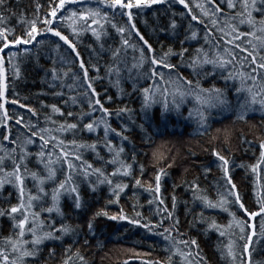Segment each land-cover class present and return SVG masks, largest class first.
I'll list each match as a JSON object with an SVG mask.
<instances>
[{"label":"trees","instance_id":"obj_1","mask_svg":"<svg viewBox=\"0 0 264 264\" xmlns=\"http://www.w3.org/2000/svg\"><path fill=\"white\" fill-rule=\"evenodd\" d=\"M50 0H5V6L0 8V15L5 17L0 26L13 30L16 35H21L25 24L22 20L30 21L37 13L36 5H42L39 13L43 18L49 10ZM193 8L194 14L201 17L204 23L192 21L188 15V10L183 5L173 3L169 5H153L150 9L140 10L134 13L136 26L144 38L152 45L157 57L161 56L169 48L174 52L187 49V54L181 62V57L174 56L169 62L178 65L171 74L166 69L165 82L175 81L177 75L191 80L193 85L199 82L203 88L215 86L225 91L229 106L225 108H212L205 112L207 116L206 130L200 127L198 111L199 108L194 96H186L180 104L179 110L171 108L165 112L163 109V97L157 96V103L151 108H142V97L140 91L152 85L150 78H145V74L150 72L149 64L143 70L133 68L132 65L139 59V52H133L131 48L127 50L126 57L121 56L123 63L119 84H116L117 77L109 76L107 69L113 65L112 51L119 46L120 36L110 26L108 35L104 37L103 47L101 42H97L91 32L83 33L79 39L71 36L70 30L65 29L64 34L69 35L70 39L77 44V51L85 61L89 69V76L95 78L94 87L101 96V102L112 115L104 117L97 110L92 113L88 107V97L84 95L83 81H76L73 76L63 78V72L68 71L82 77L83 73L79 69V60H74V53L59 42L60 48L56 50L58 38L46 33L37 37V40L44 41L40 48V56L37 60L35 55H26L21 47L20 55L13 61L19 66L20 75L16 77L15 71L6 64L8 85L6 98L8 103L5 108L9 118L7 121L2 119L3 112L0 111V156L16 149L17 154L21 148L28 153L26 159V193L37 194V187L31 177V173H38L46 176V170L39 162L38 154L41 153V141L39 136L32 138L33 143L25 145V141L31 138V133L24 124L37 125L34 130L39 133V129L47 128L52 131L46 135V139L55 137L53 144L44 147L43 151L52 153L55 160L61 151L69 153V159L65 163L55 165L57 178L48 181L44 185L48 193L42 197L35 206V211L41 213V220L45 222V231L50 228L47 225L54 224L56 228L61 225H69L75 231L64 236L60 240L45 241L39 249L37 257L26 258L25 264H62L65 259V249L71 247L70 254L79 251L84 257L86 264H144L145 261L158 262V264H188L175 253L173 243L166 241L161 233L169 228L175 219L179 220L178 232L172 231L173 241L195 239L199 245L200 256L204 257L206 264H232L226 256L221 255V248L227 244L231 238L236 241L237 259L235 264H241L240 255L243 244L246 240H240L239 229L233 227L231 230L234 235L230 237H220L218 231L209 230L208 225L213 220L222 228L229 224L232 217L229 212L236 214L238 220L246 221L248 225H254L255 237L251 246L252 264H264V234L261 233V226L264 224V216L249 218L238 206H231L228 212L219 208L206 209L202 202L194 199L191 188L193 183L198 184L200 193L206 195L213 202L217 201L226 191L223 173L220 162L212 155L213 151H218L230 161V174L236 184L237 191L245 207L250 212H259L260 203L258 200L264 196V171L258 169L257 173L252 172L251 166L257 164L260 158V143L264 141V108L259 104L247 109L244 112L245 118L239 119L241 109L237 103L238 97L236 89L241 87L240 81L229 80L227 85L217 71L216 76L205 78L204 72H212L211 65H205L204 70L199 76L192 73L187 62L196 55L197 49L211 51L215 53L216 43L219 41L220 52H224V40H221V33L217 31L207 17H203L199 8L195 4L199 3L208 6L206 0H186ZM89 7H97L95 0H88ZM259 7V4H258ZM210 10V8H209ZM227 14L226 3L223 6ZM257 20L264 19V14L254 13ZM176 22V28H170L172 20ZM223 19V18H222ZM116 22L124 25L126 17L121 18L118 14ZM195 31L197 36L192 38L191 34ZM241 32L251 31L247 25L240 26ZM210 33V34H209ZM206 34L208 38L206 39ZM11 38V37H10ZM132 43L139 48L141 42L138 37H131ZM243 43H246L244 41ZM32 53L36 48L32 45L26 46ZM12 48L11 51H16ZM8 51L5 50V60H8ZM249 51L251 47L249 46ZM246 53H241L236 49L237 60L236 69H240V62ZM63 61V62H62ZM247 65V61H244ZM56 67L61 73L62 79L53 82L51 69ZM96 68H99L97 74ZM232 67L229 66V71ZM242 70L251 71L245 67ZM98 75V78H97ZM227 75V72L224 73ZM260 82L264 83V72L261 73ZM137 91L134 92L133 85ZM71 86V87H70ZM165 86L164 82L160 87ZM175 88L174 84L168 87L169 93ZM259 90V88L257 89ZM106 93V94H105ZM72 97H76V102H72ZM111 97V101H109ZM247 98V93L239 96L241 103ZM13 100L18 103H11ZM171 104V96H169ZM24 105L25 107H21ZM52 105L58 107L63 115L54 113ZM127 108L130 112H125L119 117L116 113L120 109ZM28 109H33L37 115H32ZM72 112L73 117L67 115ZM82 113H92L81 120ZM23 117L24 124L18 125L17 119ZM50 118V119H46ZM106 119L113 132H110L108 139L114 146V151L109 152L106 147L104 125L100 124L95 131L89 132L84 129V125L95 120ZM54 122V123H53ZM77 123L75 130L58 131L61 124ZM5 124L7 126H5ZM120 133V135H116ZM4 135H10V140L5 141ZM127 137V139H123ZM62 141L64 147H54L55 142ZM76 145L95 144L96 150L91 148L73 147ZM123 147L124 152L120 155V160L126 165H132L131 175L111 177L110 174L119 168V164L108 163L113 159L115 151ZM80 156V160L74 157ZM47 158V157H45ZM83 162V163H82ZM68 163L75 167L72 172L73 183L78 186L82 200L86 202L87 211L74 208L73 200L67 195L60 198V209L62 214L55 211L48 213L47 208L51 207V193L69 173ZM87 164L93 168L102 169L106 175L113 179V187L116 184L128 185L120 193L118 203L109 204L110 200H116L112 195L108 184H98L95 175L85 176L82 169ZM143 166V172H141ZM163 169L166 175H162L160 198L164 204L158 205L157 197L154 193L155 176ZM6 170H12L11 161H6ZM136 179L141 180V186H136ZM96 186L95 192L92 186ZM151 185L153 191L145 189ZM198 193V194H200ZM173 197L176 198L175 208L173 209ZM152 201L150 204L149 202ZM18 190L12 184H5L0 188V208H10L18 204ZM167 206L168 212H173V220H164L162 226L153 231H149L142 225L151 223L159 225L163 209ZM123 209L124 214L130 219H140V224H132L129 220L113 221L108 217H98L94 221V230L88 233L87 223L99 210L107 211L109 216L119 214ZM158 209L160 212L158 213ZM140 213V217L136 216ZM13 221L7 215L0 216V246H3L4 238L12 234ZM249 233L252 228H248ZM57 235H60L57 233ZM31 239V236H28ZM85 240L88 244L85 245ZM76 241H79L78 243ZM182 248V246H181ZM55 251L54 256H50L51 251ZM187 251V249H183ZM195 253L196 249L193 248ZM245 264L247 256L244 257ZM76 264H79L78 259ZM203 264V262H201Z\"/></svg>","mask_w":264,"mask_h":264},{"label":"snow or ice","instance_id":"obj_2","mask_svg":"<svg viewBox=\"0 0 264 264\" xmlns=\"http://www.w3.org/2000/svg\"><path fill=\"white\" fill-rule=\"evenodd\" d=\"M95 2L97 7L93 8L87 6L88 0H50L48 5L49 10L44 14L43 18L39 15L42 5L37 4L35 9L37 15L30 21L27 19L21 21V23L26 25L21 35H16L13 30L0 26V111L3 112L2 119L4 121H7L9 118L8 112L5 108V105L8 103L6 98L8 87L6 83L8 72L6 64L15 71L16 77L19 78V66L13 61L20 55L21 47H23L24 54L35 55L38 60L40 56L39 46H42L44 41H38L37 37L46 33H51L52 36L58 38V41L56 42L57 51L60 48L59 42L62 41L63 44L67 45L71 52L74 53V60H79V69L83 73L82 77H78L75 73H72L69 67L68 71L63 72V78H67L71 75L76 81H83L82 87L84 88V95L88 97V107L92 110V113L99 110L104 117H110L112 113H110L101 102L100 93H98L93 86L95 78L89 76V69L86 67L85 61L77 51V44L70 39L69 35L64 34L65 29H68L70 30L71 36L76 37L78 40L83 33L91 32V35L97 42H101V47H103V40L104 37L108 35L109 26L114 29L121 38L119 46L112 51V60L114 63L107 69L109 76L115 75L117 77V85L119 84L121 75L120 65L123 63L121 56L124 55L126 57L129 48H131L133 52H139V59L132 65L133 68L143 70L149 64L151 65V70L145 74V78H150L152 80V85L139 90L142 97V108L144 110L151 108L153 104L158 102V95L163 97L162 103L165 112L171 110V108L179 110L180 104L183 102L184 98L192 95L197 101L199 108L203 109L202 111H198L197 114L200 127L206 130L207 116L205 115V112L208 109L217 107L225 108L229 106L225 91L216 88L215 86L206 89L201 87L199 82H197L196 85H193L191 80H187L179 75H177L175 81L165 82V72L163 70L166 69L168 73L171 74L178 67V65L170 63L169 59L174 56H179L183 63V58L187 54V49L182 48L181 51L174 52L169 48L161 56L157 57L152 45L149 44L136 26V17L134 13H138L143 9H150L153 5H163L165 3H168L169 5L173 3L183 5V7L188 10V15L191 16L192 21L204 23V20L201 17L194 14L193 8L190 7L189 2H186V0H95ZM225 3L228 9L227 14L223 10ZM206 4L208 5L207 7L197 3L195 4V7L199 8L202 16L207 17L211 21L212 26L222 34L220 39L224 40V52L221 54L219 50L221 45L219 41H217L215 53L211 51L206 52L203 49H197L196 55L187 62V66L191 68L194 75L199 76L204 70L205 65H211L212 72H204V77L214 78L219 70V74L226 85L229 80H239L241 87L236 89V95L238 97L237 103L241 109L239 119L243 120L245 118L244 112L247 109H250L257 104H259L261 108H264V83L260 82L261 73L264 72V19L257 20L254 17V13L257 12L264 14V0H206ZM4 6L5 0H0V8H3ZM117 14L121 18L126 17L124 25H120L116 22ZM4 19L5 17L0 15V23H2ZM242 25H247L251 31L241 32L240 26ZM170 28L173 30L176 28V22L174 19L170 24ZM209 34H206V39ZM133 36L138 37L141 42L139 48H137L136 44L132 43L131 37ZM191 36L195 39L197 33L193 31ZM244 41H246V43H243ZM28 45H32L33 48H36V52L32 53L31 49L26 47ZM249 46L251 47V51H249ZM12 48H16L17 50L11 51ZM236 49H239L241 53H246L243 60L240 62L239 70L236 69L235 66L237 60ZM5 50H9L7 61L4 56ZM244 61H247V65L244 64ZM229 66L232 67L231 71H229ZM245 67L251 69V71L242 70ZM95 70L98 74L99 68H96ZM225 72H227V75H224ZM51 76L53 82L62 79L61 73L56 67L51 69ZM162 82L165 84L163 88L160 87ZM170 84L175 85V88L171 93L168 91ZM258 88L259 90H257ZM133 90L134 92L137 91L135 84L133 85ZM242 93H247V98L243 103L239 101V96ZM169 96H171V104L169 103ZM71 99L72 102L75 103L77 98L72 97ZM108 99L111 101L112 98L109 97ZM11 103L16 104L18 101L13 100ZM21 107L25 106L21 105ZM51 107L54 113H60V115H63L58 107L55 105H52ZM28 111L34 116L37 115L33 109H28ZM125 112H130V110L127 108L120 109L116 115L119 117ZM92 113H82L80 117L81 120ZM67 115L73 117L74 114L68 112ZM16 123L18 125L24 124L23 117L17 119ZM100 124L104 125L105 140L107 142L106 147L111 153L114 151V146L112 145L111 140L108 139V135L110 132H113L114 129H111L106 119L87 123L84 125V129L92 132L95 131ZM5 126L7 125L5 124ZM24 127L31 133V138L25 141V145L33 143L34 141L32 138L37 136H39V139L42 142V151L38 154V159L47 174L46 176H40L38 173H31V177L37 187V194L33 195L31 192L26 193V159L28 153L24 148H21L19 154H17L16 149H13L11 152H7L4 156H0V188H3L5 184H12L18 190L19 199V203L12 205L10 208H0V216L7 215L13 221L12 234L4 238L3 246H0V264H25L26 258L38 256L39 249L45 241L60 240L64 236L75 231V229L66 224L61 225L60 228H56L54 224L47 225L50 230L45 231L44 229L46 225L40 218L41 213L35 211L37 202L41 201L42 197L48 195L45 191L44 185L46 182L54 181L57 178L55 165L61 162V158H63V162L66 163L69 159V153L61 151L56 159L53 160L52 153H46L43 151L45 146L53 144L55 141V137L51 136L46 139V135L49 134L52 129L41 128L38 133L34 130L37 128V125L29 123L24 124ZM77 127V123L61 124L58 131L75 130ZM116 135H120V133H116ZM3 139L5 141L10 140V135H4ZM123 139L126 140L127 137H123ZM54 147H60L63 149L67 146L64 145L62 141H59L55 142ZM73 147L77 149L91 148L95 151L97 146L95 144L76 145L75 142H73ZM259 147V161L257 164L251 166V170L254 173H257L258 169L264 171V141L260 143ZM123 152L124 149L121 147L118 151H115L113 159L108 162L120 165L119 168H116V170L110 174L111 177H117L121 174L125 177L131 175L132 165H126L120 160V155ZM212 155L220 162L226 191L219 194L220 198L213 202L206 195L200 193L198 184L193 183L191 188L194 193V199L200 200L204 207L209 210L219 208L228 212L229 208L235 205L238 206L239 209L249 218H254L258 215L264 216V196L258 200V203L261 205L259 212H250L242 202L236 184L232 180L229 159L220 155V153L215 150ZM74 158L80 160L79 155H76ZM8 160H10L12 164L11 171L6 170V161ZM74 167L75 166L72 163H68V175L56 188L53 189L51 193L52 205L46 209L49 214L53 211L57 214H62L60 209V198L65 194L73 200L74 208L77 211L81 209L87 211L86 202L82 200L78 186L73 183L72 172ZM82 171L86 177L95 175L98 184L106 183L109 185L112 195L116 197V200H110L108 202L109 204L118 203L120 193L128 187V185L122 184H116L113 187V179H111L109 175H106L102 169L93 168L91 164H87ZM141 172H143V166H141ZM162 175H166L163 169H161L155 176L154 193L157 197L158 205L164 204L163 198L159 197L161 192ZM135 184L136 186H141V180L136 179ZM95 190L96 186L93 185L92 191L95 192ZM145 190L153 191L151 185ZM149 203L151 204L152 201ZM175 204L176 198L173 197V209L175 208ZM159 212L160 210L158 209V213ZM163 213L166 215L162 216L159 225L144 223L142 226L151 232L157 227L162 226L165 219L173 220V212H168L166 205L163 209ZM229 215L232 219L226 227L222 228L215 222V220H213L209 223L208 228L209 230L218 231L220 237H230L234 235L231 231L233 227L238 228L240 233L239 239L246 240L241 250V264H245V256H247L246 264H252L251 246L255 237V227L254 225H248L246 221L238 220L236 214L233 212H229ZM101 216L108 217L113 221L129 220V217L124 214L123 209L120 210L118 215L114 214L111 216H109L107 211L99 210L94 213L93 217L87 223L88 233L93 232L95 226L94 221ZM136 216L140 217V213H136ZM129 222L132 224H140V219H130ZM179 223V220L175 219L172 225L169 228L164 229V233H161V235L164 236L166 241L173 243V246L175 247L174 254H178L182 259L188 261V264H201V262L206 264L204 257L200 256L199 245L195 239L173 241L172 231L176 230L178 232ZM248 228H252L251 233L247 231ZM57 233L60 235H57ZM261 233L264 234V224L261 226ZM28 236H31V239H28ZM76 242L78 243L79 241ZM87 244L88 241L85 240V245ZM181 246L183 249H187V251H183ZM193 248L196 249L195 253L192 252ZM71 251V247L65 249V259L62 264H76L77 259L79 264H86L84 257L80 255L79 251L70 254ZM54 255L55 251L53 250L50 252V256ZM221 255L226 256L232 261V264H235L237 259L236 241L229 238L227 244L223 245L221 248ZM124 264H128V262L125 261ZM144 264H154V262L145 261ZM155 264H158V262H155Z\"/></svg>","mask_w":264,"mask_h":264}]
</instances>
